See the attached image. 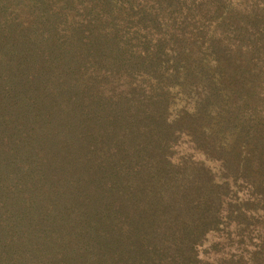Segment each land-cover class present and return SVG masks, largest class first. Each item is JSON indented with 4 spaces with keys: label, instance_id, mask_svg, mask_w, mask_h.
Here are the masks:
<instances>
[{
    "label": "trees",
    "instance_id": "16d2710c",
    "mask_svg": "<svg viewBox=\"0 0 264 264\" xmlns=\"http://www.w3.org/2000/svg\"><path fill=\"white\" fill-rule=\"evenodd\" d=\"M261 218L264 0H0V264H264Z\"/></svg>",
    "mask_w": 264,
    "mask_h": 264
},
{
    "label": "rangeland",
    "instance_id": "374dc122",
    "mask_svg": "<svg viewBox=\"0 0 264 264\" xmlns=\"http://www.w3.org/2000/svg\"><path fill=\"white\" fill-rule=\"evenodd\" d=\"M174 155L179 156L182 152L185 155H193L196 159H204L205 156L200 151H196L192 149V145L186 141L182 143L181 146L175 148ZM210 159H207L209 161ZM209 165V163H208ZM215 169H213L215 175H219V166L213 165ZM264 225V218L256 220L255 229L262 228ZM236 229L238 227L235 224H231L228 227L222 228L218 231L210 232L205 240L204 248L200 250L201 258L205 260H209L216 264L219 259H222L227 256H235L238 257L242 255V257L246 260L250 259L252 256L250 252H252L253 244L259 243L256 240V235L258 234L257 230H253L251 236H246L242 239L239 235H237ZM260 232H264V228L260 230ZM252 238V239H250Z\"/></svg>",
    "mask_w": 264,
    "mask_h": 264
}]
</instances>
